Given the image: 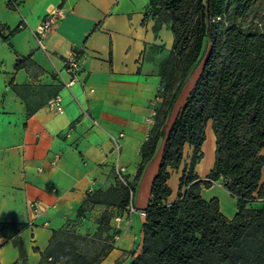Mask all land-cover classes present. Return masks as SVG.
Listing matches in <instances>:
<instances>
[{
    "label": "crops",
    "instance_id": "1",
    "mask_svg": "<svg viewBox=\"0 0 264 264\" xmlns=\"http://www.w3.org/2000/svg\"><path fill=\"white\" fill-rule=\"evenodd\" d=\"M148 2L0 0V33L7 36L0 35V237L9 238L2 234L1 223H22L17 238L25 249L23 256L9 238L0 248V264H38L40 251L49 245L55 229L94 235L106 209L113 215L102 237L118 232L119 238L101 264H129L134 252L140 251L146 216L137 212L128 216L126 208L94 203L88 196L90 187L95 194L119 184L114 173L117 158L128 179L135 178L143 144L153 127V114L162 103L158 94L162 88L160 67L172 49L174 35L170 24L156 29L155 19H145ZM56 8L61 16L47 32L44 50L37 43L35 29ZM17 26L21 29L10 34ZM79 48H84L81 81L67 88L64 81L70 75L64 57ZM29 53L42 70L15 68L17 56ZM199 72L180 92L163 125L166 133L183 109ZM56 93L63 96V111L47 104ZM121 131L125 133L124 146L118 157L111 136ZM164 142L159 141L137 185L133 198L137 209L149 203ZM202 148L204 156L195 171L204 179L216 157L211 120ZM192 153L193 147L186 144L181 165L171 168L169 202L178 198L183 169ZM201 194L207 200L218 198L220 211L228 219L238 212V198L218 181L202 185ZM263 205L258 196L248 203L255 208Z\"/></svg>",
    "mask_w": 264,
    "mask_h": 264
},
{
    "label": "trees",
    "instance_id": "2",
    "mask_svg": "<svg viewBox=\"0 0 264 264\" xmlns=\"http://www.w3.org/2000/svg\"><path fill=\"white\" fill-rule=\"evenodd\" d=\"M258 0H149L145 19L156 20L155 28L168 23L174 43L160 67L164 96L155 122L142 147V161L130 186L137 185L164 139L161 162L151 185V198L142 224L143 244L129 264H264V205L248 206L257 196L264 201V23L258 30L241 23ZM9 6H15L9 1ZM20 26L10 31L13 34ZM1 32V31H0ZM0 35L7 39V36ZM201 65L187 101L166 133L162 128L180 92ZM42 70L32 53L18 55L15 68ZM12 83V82H11ZM32 110L29 109L28 114ZM212 121L216 135L215 164L206 178L195 171L203 158L206 128ZM193 147L183 169L178 198L169 202L171 168H179L185 145ZM238 198V212L228 219L218 198L205 199L202 185L219 181ZM98 190L104 198L89 193L94 203L127 208L131 195L119 183ZM118 194L109 201L107 194ZM117 199H120L117 202ZM112 212L104 210L94 235L55 229L38 264H101L113 248L109 229ZM19 222L1 223L2 234L13 238L21 255L25 249L17 234ZM84 244L94 245L92 252ZM39 250L38 248H35Z\"/></svg>",
    "mask_w": 264,
    "mask_h": 264
},
{
    "label": "built area",
    "instance_id": "3",
    "mask_svg": "<svg viewBox=\"0 0 264 264\" xmlns=\"http://www.w3.org/2000/svg\"><path fill=\"white\" fill-rule=\"evenodd\" d=\"M60 16L61 15H60L59 8L49 11L47 15L43 18L41 23L38 25V27L35 29V38L37 40L39 47H41L42 49L47 50V47L45 44V36L47 32L55 26ZM83 53H84V48L73 49L68 53V55L64 57L65 67L70 75L69 79L67 81H64V86L67 88H71L74 84L81 81L82 60H83V55H84ZM47 104L52 109H55L57 111H63L64 109L63 96L60 93H56L55 95H53L52 97L48 99ZM93 122L94 124H98V121L96 119H94ZM111 137L113 141V151L119 157L121 154L122 148L124 146L125 133L121 131L116 135H112ZM54 162L55 160L53 161V163ZM125 169H126L125 166L122 165V163L117 158L114 164L115 178L118 183L126 185L129 188L130 195H131L130 204L126 208L127 215L129 216L132 213L137 212L142 216H146L145 208L137 209L133 205V198H134L135 191L129 184L130 180L127 177V173L125 172ZM218 182L220 184H223L221 181H218ZM93 191H94V188L90 187L89 192L91 193ZM118 238H119V233L115 232L112 237V242H114V240ZM9 240H10L9 238L0 237V248Z\"/></svg>",
    "mask_w": 264,
    "mask_h": 264
},
{
    "label": "rangeland",
    "instance_id": "4",
    "mask_svg": "<svg viewBox=\"0 0 264 264\" xmlns=\"http://www.w3.org/2000/svg\"><path fill=\"white\" fill-rule=\"evenodd\" d=\"M241 23L244 25V27L246 29H249V28L252 30L260 29L261 25L264 23V0H258L255 8L251 12V14L246 19H244ZM200 69H201V65L198 67V69H196L193 72L191 78H193V76L196 77V75L200 71ZM190 83H192V79L189 81V84ZM164 87H165V83L163 81L162 82V88H161V90H159V93H158L161 98H163L164 93H165ZM187 87L188 86H186L185 89H187ZM155 115H156V112H155ZM155 115L153 114L154 117H155ZM154 122H155V119L152 123L153 125H154ZM116 186L121 190L122 193L125 191L124 188L121 187L119 184H117ZM94 195H95V198H97V199L104 198L106 196L105 194H101V193H97V192H95ZM107 195H108L107 199L109 201L115 200L118 197V194L115 193L114 191L109 192ZM119 201H120V199H117V202H119ZM84 247L90 248V252H92L94 245L84 244ZM60 263L63 264L62 261H60Z\"/></svg>",
    "mask_w": 264,
    "mask_h": 264
}]
</instances>
